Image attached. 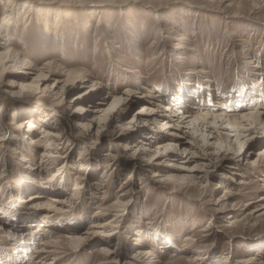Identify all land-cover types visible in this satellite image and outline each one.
Returning a JSON list of instances; mask_svg holds the SVG:
<instances>
[{
	"label": "rangeland",
	"instance_id": "rangeland-1",
	"mask_svg": "<svg viewBox=\"0 0 264 264\" xmlns=\"http://www.w3.org/2000/svg\"><path fill=\"white\" fill-rule=\"evenodd\" d=\"M45 1L5 33L32 67L0 65V264H264V2ZM185 104L263 109L252 130L162 128Z\"/></svg>",
	"mask_w": 264,
	"mask_h": 264
},
{
	"label": "bare ground",
	"instance_id": "bare-ground-1",
	"mask_svg": "<svg viewBox=\"0 0 264 264\" xmlns=\"http://www.w3.org/2000/svg\"><path fill=\"white\" fill-rule=\"evenodd\" d=\"M262 1L264 2V0H262ZM47 2H49V1H45V0H25L24 3L19 4L17 0H0V5H3V6H1L2 9H3L1 21L2 22L4 21L3 23L5 24V25H1L0 24V65L1 66L2 65H4V66L5 65H9V67L12 68V67H14L15 64L19 65V64L22 63L21 66L26 68V69L27 68L30 69L32 67L31 63L28 62L24 58L23 53L19 56L17 53H15L12 50L8 49L7 45L4 43V41L7 42V38H6L7 36H6L5 33L7 32V27H10V24H11L10 15L11 14L15 15V14L21 12L25 8L27 10L24 11L25 13L23 12V14L26 15L25 17L23 16L24 20H25L24 23H23L24 24V29L28 28L27 23H28L29 19L32 18L31 14L34 13L35 16L37 15V16L47 17L46 16L47 15V11H44V8H42L40 6V4H44V3H47ZM33 3H35V5H33ZM59 6H62V5H59ZM21 8H23V9L21 10ZM14 11H17V12H14ZM62 21H63L62 15L59 12L55 11L54 16H53V21H52V25H53V30L54 31L58 30V28L62 25ZM3 26H5V27H3ZM46 27H47V25H46ZM6 63H8V64H6ZM40 71H41L40 72V77H45L46 75H44V73L48 74L52 70H51V67L47 65L43 69H41ZM71 74H76V72H68L67 73L68 76L71 75ZM247 92H248V90H247ZM179 97H181V99L184 100V101H186L187 99H189V101H191V102L194 101L193 98H192V95L190 94V92L187 89H185L184 91H181V93H179ZM146 102L150 106H147V105L143 106L141 108L142 110L140 112H138V115H146V116L149 115V116H153L154 118L159 117L160 115H159L158 112H160V111L154 110V108H153V106H157V105H153L154 102L150 101V100H146ZM181 108H184L186 110V112L184 114H182V115H181V113L176 114V111H173L171 108L170 109H166V112H168L169 118L166 117V119L168 121L161 125L162 128L169 129V130H170V128H174L175 129V126L180 124V125H189V126L191 125V126H193V128H195V130H199V128L202 125H203L202 127H208V128H212V127H215V126L219 125V130L220 129H225V130L230 129L231 130V129H240V128L245 127V125L246 126L248 125V126H252V127H250L247 130H252L253 129V125L260 124V117H261L260 110L263 109V107L257 106L255 108H253V111L251 113H238V114L232 113V114H227L226 112H224V113L218 114L216 112L215 113L212 112L211 114L199 115V114L195 113V111H194L195 108L194 109L191 108V107L188 108L187 104L183 105ZM146 121H148V120H146ZM197 123H199V124H197ZM22 124H24V126H26V128H28V130L29 129H37V127H38L36 122L31 120V119L23 122ZM213 125H215V126H213ZM21 126H22L21 124H18L16 128H18V130H19V129L23 128ZM43 134L44 135H42V137L39 136V137H36V138H33V139L31 138L30 139V145H32V146L35 145L34 147H38L39 146V147H44V148H46V146H49L51 144V142H52V139H53L52 137H54L55 134H53L49 130H45L43 132ZM173 136H178V135L177 134H170L169 142H167V144L164 145V146H173V144L175 143V142H173V141H175V137H173ZM178 146H180L179 143H178ZM45 150H47V148ZM30 198H29V200L26 199V201L30 202L32 199L34 200L35 197H30ZM52 207H53V205H52ZM40 226H43V225H40ZM75 240H77L76 241V244H77V242L78 243L80 242L81 238L80 239H75ZM76 244H75V246H76ZM47 245L48 246H53V245H49V244H47ZM53 248H55V247L53 246ZM52 250L53 249L50 247V250H45V248H44V249L36 251L35 252L36 253V257H35V260L33 261L34 264H52V262H53L52 260L46 262L47 258H48V254H52L53 253ZM150 253H151V251H147L146 255L150 254ZM138 254H143V252L138 250ZM142 257L144 258L145 255L142 256Z\"/></svg>",
	"mask_w": 264,
	"mask_h": 264
}]
</instances>
